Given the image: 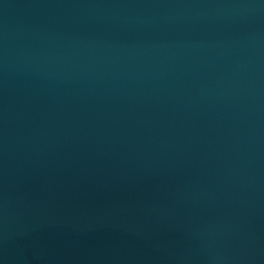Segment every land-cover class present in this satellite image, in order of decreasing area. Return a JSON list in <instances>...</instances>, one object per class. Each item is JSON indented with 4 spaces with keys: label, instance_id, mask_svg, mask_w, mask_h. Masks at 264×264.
<instances>
[{
    "label": "water",
    "instance_id": "water-1",
    "mask_svg": "<svg viewBox=\"0 0 264 264\" xmlns=\"http://www.w3.org/2000/svg\"><path fill=\"white\" fill-rule=\"evenodd\" d=\"M0 264H264V0H0Z\"/></svg>",
    "mask_w": 264,
    "mask_h": 264
}]
</instances>
